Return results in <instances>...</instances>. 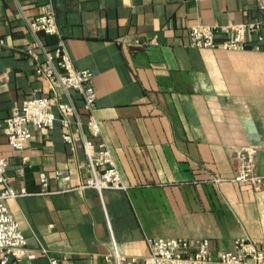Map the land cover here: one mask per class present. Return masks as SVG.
I'll return each mask as SVG.
<instances>
[{"label":"crops","instance_id":"crops-1","mask_svg":"<svg viewBox=\"0 0 264 264\" xmlns=\"http://www.w3.org/2000/svg\"><path fill=\"white\" fill-rule=\"evenodd\" d=\"M49 2L75 67L96 75V117L128 189L41 193L42 173L51 190L63 188L57 171H67L74 186L92 178L75 120L73 149L59 120L36 129L21 152L0 132L9 183L30 193L8 202L28 247L45 248L60 264L142 258L147 239H209L214 254L246 237L264 247V188L230 181L236 151L247 146L258 148L264 174V51L196 49L189 36L196 24L262 19L259 0H0L1 119L26 99L51 96L26 53L35 40L26 21ZM247 41L254 43L250 34ZM74 101L84 124L83 102L77 94ZM216 177L228 181L216 184ZM9 264L50 261L38 255Z\"/></svg>","mask_w":264,"mask_h":264},{"label":"built area","instance_id":"built-area-1","mask_svg":"<svg viewBox=\"0 0 264 264\" xmlns=\"http://www.w3.org/2000/svg\"><path fill=\"white\" fill-rule=\"evenodd\" d=\"M263 18L245 23H228L225 25L196 24L189 31L190 46L196 49H211L227 52L244 51L252 46L255 51H264V0H259ZM51 2L45 5L44 12L38 17L27 20L28 32L34 37L33 43L26 53L36 61V74L48 83L51 96L35 95L23 101L21 106L12 109L7 118H0V132L8 144L16 151H23L31 141L34 131L52 129L59 120L67 130L63 135L64 142L73 149L74 137L70 131L73 120L77 131L83 139L87 166L92 178L85 184L74 186L67 171H57L56 179L63 184L59 190H51L48 176L42 173L40 182L42 194L51 195L62 192L80 191L92 188L100 194L107 189H128L108 144L104 137L100 121L96 117L97 91L94 84L95 73L79 70L68 53L65 42L60 36L55 10ZM54 36L57 42L46 46L39 34ZM253 37L250 45L247 35ZM5 45L0 38V47ZM74 94L83 102L86 122H82V113L75 104ZM68 98L67 102L62 100ZM56 109V110H55ZM84 127L87 128V132ZM258 148L243 147L236 151L238 168L236 175L230 180L233 183L249 184L254 191L264 188V174L257 169L256 156ZM26 159L17 169L18 176L25 174ZM8 158L0 157V264L11 261L34 260L44 255L50 264L61 261L45 248L38 251L30 249L20 223L9 208L8 202L26 197L30 193L26 189L17 190L10 185L7 170ZM214 183L221 184L227 179L216 177ZM148 254L145 257H126L115 255L117 264H264V247L258 241L246 237L235 241L230 251L214 254L209 239H147Z\"/></svg>","mask_w":264,"mask_h":264}]
</instances>
